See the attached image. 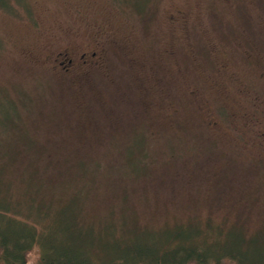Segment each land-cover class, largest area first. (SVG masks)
<instances>
[{
    "label": "rangeland",
    "instance_id": "rangeland-1",
    "mask_svg": "<svg viewBox=\"0 0 264 264\" xmlns=\"http://www.w3.org/2000/svg\"><path fill=\"white\" fill-rule=\"evenodd\" d=\"M65 47L95 50L94 65L60 68L53 57ZM263 72L264 0H0V127L10 130L7 141L20 132L38 141L36 152L19 147V161L0 158L4 166L18 161L19 174H2L0 194L25 206L22 167L50 146L53 171L89 169L62 175L74 179L63 190L70 206L46 219L65 231L60 243L77 263L90 264L79 256L86 248L115 255L118 247L108 244L124 240L128 229L142 240L164 226L192 224L196 214L209 215L224 230L220 241L258 261ZM115 125L116 135L107 130ZM172 146L175 166L165 162ZM165 165L178 170L174 179L155 183L153 167L159 173ZM85 182L82 192L91 197L82 206ZM234 199L240 204L231 205ZM120 226L124 232L109 239ZM247 230L242 245L238 236ZM91 235L101 237L95 248ZM38 260L33 247L28 263Z\"/></svg>",
    "mask_w": 264,
    "mask_h": 264
},
{
    "label": "trees",
    "instance_id": "trees-1",
    "mask_svg": "<svg viewBox=\"0 0 264 264\" xmlns=\"http://www.w3.org/2000/svg\"><path fill=\"white\" fill-rule=\"evenodd\" d=\"M139 102L144 106L148 104V102L146 104L143 100ZM128 117L133 118L134 116L129 115ZM129 124L133 125L136 129L140 128L135 120H130ZM111 127L107 129L110 133L114 135L119 133L116 130L118 129L117 125ZM0 128V139H3V141L0 140V158H3L5 155L8 159L19 161V147L22 145L27 148L28 152L30 150L31 152L37 151L38 141L29 140L30 142H28L26 135H22L21 132L16 137H11L7 141V135L10 130L8 128ZM45 147L46 149L42 154L40 153L41 158H39L37 163H34L33 166L29 164L25 168L22 167L25 170L23 172L25 175L20 177L24 178L26 186L20 196L27 198L25 201L26 205L14 203L8 199V195L0 194V264H29L28 254L33 247H37L39 251V260L35 264H88V262L85 263V259L88 257L90 258V264H264L263 257H260L258 261H254L248 258L247 253L242 251L238 253L232 246L229 247L226 245V242L220 241V237L224 236V230L219 225L212 224L209 215L198 216L197 214L193 216L194 221L192 224L184 221L174 226H164L153 232L150 236L143 233L142 240L137 239L138 236L135 233L132 234V231L128 229L124 240H112L108 244L111 247H118V252L115 255L110 256L107 253V258H105L100 256V251L91 253L90 249L86 248L82 254H79L85 262L80 261L77 263L76 261L79 260L78 255L71 256V248L65 247L60 243V238H63L65 231H60L57 228H54V230L53 224L46 219H51L53 214L50 213L59 207L70 206L68 200L71 194L64 197L63 190L70 189L65 183L71 184L74 179L71 181L67 178L68 183L62 175L65 173L72 175L82 173V175H85L89 169L87 165H84L75 173L70 168H61L53 171L51 160L56 162L57 153L51 152V147L46 145L40 151ZM169 153V157L165 158L168 161L165 162L166 164L172 162L175 166L176 162L174 163V160H170L172 153L175 155L173 146L172 151ZM40 160H42L41 163ZM44 160L45 168L51 169L50 171L44 168V172H42V162ZM18 161L14 163L6 161L7 164L5 166L3 165L4 163H0V177H3L2 174L4 172L15 174V176L19 175L17 172H14L17 169L16 164ZM93 162L94 166L97 167L99 165L96 161ZM64 163L68 167L70 166L68 159L62 161V167ZM204 164L203 162L200 166V178L202 177L203 166L204 171H206ZM90 170L92 171L93 169L90 167ZM177 171V169L173 170L171 167L168 168L165 165L160 168L158 173V170H155L153 167L151 173L154 174V177H152V180L155 183L160 181L158 178H164L162 181L165 180V182L170 179L173 180L174 178L171 176ZM211 172H209L210 175ZM190 175L197 177L195 173H191ZM85 183L82 184V188L80 186L79 192L85 190L84 186L88 184ZM89 183L90 187L88 190L92 189L94 191V186H92L93 179ZM1 190L2 188H0ZM81 195L77 201L79 205L83 206L85 204L86 206L88 204L86 202H90V192L87 193L85 191ZM234 200H231V205L236 206V204H240L236 203V200L234 202ZM87 207H89L87 210L90 211V204ZM215 207L218 208L217 206ZM238 216L239 214L235 217L236 222L239 219ZM189 227H193V229L191 230ZM124 228H115L116 234H111L109 239H113L116 235L123 233ZM112 231L111 233H113ZM249 233V230H247L244 235L240 236L239 234V241L242 245L248 244L249 239L247 235ZM100 238V236L91 235L90 243L94 244L92 248L99 245ZM136 241L143 242V244H134ZM101 246L107 247V244H102ZM119 251H122L124 254L120 255ZM125 253L129 256L128 260L124 259Z\"/></svg>",
    "mask_w": 264,
    "mask_h": 264
},
{
    "label": "flooded vegetation",
    "instance_id": "flooded-vegetation-1",
    "mask_svg": "<svg viewBox=\"0 0 264 264\" xmlns=\"http://www.w3.org/2000/svg\"><path fill=\"white\" fill-rule=\"evenodd\" d=\"M95 53V50L85 49V51L79 52L77 48L71 50L65 47L56 52L53 60L60 68L68 69L75 66L79 69H88L95 63ZM260 134L264 138V128L261 130Z\"/></svg>",
    "mask_w": 264,
    "mask_h": 264
}]
</instances>
